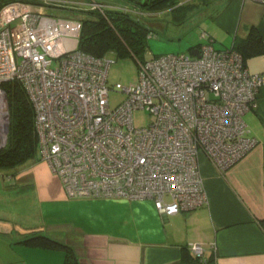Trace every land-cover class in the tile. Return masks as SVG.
I'll list each match as a JSON object with an SVG mask.
<instances>
[{"label": "built area", "instance_id": "2783aa9c", "mask_svg": "<svg viewBox=\"0 0 264 264\" xmlns=\"http://www.w3.org/2000/svg\"><path fill=\"white\" fill-rule=\"evenodd\" d=\"M66 2L0 0V84H22L39 159L70 197L151 199L166 215L206 203L199 157L223 171L256 143L243 115L255 104L264 71L251 72L240 53L215 48L201 31L198 56L136 59V80L115 83L125 97L111 107L113 59L78 48L81 21L56 15ZM136 110L148 112L146 125L134 124ZM8 123L0 88V138ZM190 249L203 255L199 243Z\"/></svg>", "mask_w": 264, "mask_h": 264}, {"label": "crops", "instance_id": "0c3cea01", "mask_svg": "<svg viewBox=\"0 0 264 264\" xmlns=\"http://www.w3.org/2000/svg\"><path fill=\"white\" fill-rule=\"evenodd\" d=\"M210 20L203 31L217 49L251 26L264 43V0H230ZM218 38L230 45L217 47ZM246 64L263 72L264 54ZM243 118L256 143L223 171L201 155L207 201L172 215L151 199L70 197L41 159L0 168V264H64L63 250L22 242L37 233L70 246L79 264H264V85ZM192 243L201 244L202 262Z\"/></svg>", "mask_w": 264, "mask_h": 264}, {"label": "trees", "instance_id": "16d2710c", "mask_svg": "<svg viewBox=\"0 0 264 264\" xmlns=\"http://www.w3.org/2000/svg\"><path fill=\"white\" fill-rule=\"evenodd\" d=\"M131 3L120 4L118 9H104V12L91 9H76L69 12L81 21V30L78 48L95 57H102L113 53L116 57L133 56L138 59L145 53L150 26L147 24L149 17L145 13H155L161 10H181L187 13L186 19L198 4L192 1L180 0H126ZM205 18H214L220 13L230 0H200ZM125 4V5H124ZM214 6L210 13H205L209 7ZM62 6V12L69 10ZM59 10V11H61ZM197 10V11H198ZM78 11L79 13H76ZM194 12V11H193ZM201 12V11H200ZM81 13V14H80ZM79 14V15H78ZM203 31V30H201ZM200 31V32H201ZM214 43L211 35H208ZM200 42V41H199ZM198 42V43H199ZM198 46V44L196 45ZM240 53L244 66L251 57L264 54V43L257 29L251 26L244 37H234L231 47ZM191 50V48H190ZM7 95L9 123L5 144L0 148V168L12 169L27 160L39 159L37 150V135L34 128V110L28 96L18 80H10L0 84ZM264 231V219L260 220ZM23 243L63 250L65 253L64 264H79L74 250L60 241L45 234H33L25 237ZM194 259L203 261V255L194 254Z\"/></svg>", "mask_w": 264, "mask_h": 264}, {"label": "rangeland", "instance_id": "374dc122", "mask_svg": "<svg viewBox=\"0 0 264 264\" xmlns=\"http://www.w3.org/2000/svg\"><path fill=\"white\" fill-rule=\"evenodd\" d=\"M67 6L70 8L67 11L61 9L57 10V16L68 15L69 12L76 9H91L104 12V9H118L120 4L125 3L129 6L132 4L126 2V0H67ZM192 1L196 4H201L200 0H180V2ZM216 1V0H215ZM221 1V0H220ZM224 1V0H222ZM94 2L96 6L93 8L90 4ZM124 4V5H125ZM198 5L192 10L189 18L186 19L187 13L184 14L181 10L170 11L161 10L155 13H145L149 19L147 24L150 26V34L147 39V48L145 53L140 59L151 58L154 55L169 54V53H185L191 56L190 47L199 42V33L203 28L210 27V18H204L203 9L198 10ZM200 6V5H199ZM200 6L199 8H201ZM214 6H211L205 13H210ZM61 10V11H59ZM198 10V11H197ZM194 11V12H193ZM201 11V12H200ZM76 13H79L76 11ZM81 14V13H80ZM79 15V14H78ZM74 17L73 15H70ZM76 17V16H75ZM206 33L209 30H204ZM231 40H227L221 43L218 38L215 45H230ZM109 58L113 59L108 69V85L111 90L109 91L108 100L111 107L117 106L125 97L122 92L116 91L114 85L116 82H120L122 85H127L136 80L137 74V60L138 58L133 56L116 57L113 53L107 54ZM133 120L136 126H144L149 120V114L145 110H136L133 113ZM245 121V119H244ZM7 133L2 134L0 138V146L6 141ZM0 147V148H1ZM17 167V166H16ZM10 179V176H9ZM29 203L32 204V199H29Z\"/></svg>", "mask_w": 264, "mask_h": 264}, {"label": "water", "instance_id": "95a60500", "mask_svg": "<svg viewBox=\"0 0 264 264\" xmlns=\"http://www.w3.org/2000/svg\"><path fill=\"white\" fill-rule=\"evenodd\" d=\"M191 53H192L193 55H196V56H198V55H199V53H198V50H197V49H192V50H191Z\"/></svg>", "mask_w": 264, "mask_h": 264}]
</instances>
